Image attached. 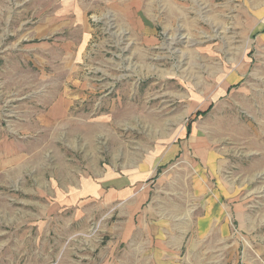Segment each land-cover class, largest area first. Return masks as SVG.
<instances>
[{
	"label": "rangeland",
	"instance_id": "rangeland-1",
	"mask_svg": "<svg viewBox=\"0 0 264 264\" xmlns=\"http://www.w3.org/2000/svg\"><path fill=\"white\" fill-rule=\"evenodd\" d=\"M0 264H264V0H0Z\"/></svg>",
	"mask_w": 264,
	"mask_h": 264
},
{
	"label": "crops",
	"instance_id": "crops-1",
	"mask_svg": "<svg viewBox=\"0 0 264 264\" xmlns=\"http://www.w3.org/2000/svg\"><path fill=\"white\" fill-rule=\"evenodd\" d=\"M69 16L70 15L67 11L54 13V14L47 17V20L44 22V25H42V28L40 26V28H35V30L40 32V33L41 32H51V33L64 32L65 30L70 29V28H78V26L84 24L83 22H85L83 20L84 17L77 12L75 15L76 16L75 21H72V24H69L67 22H62V20L65 21L67 19V17H69ZM82 28H85V27L83 26ZM63 100H65V99H63ZM62 105H63L62 101H59V100L55 101V106H54L53 110L50 111L49 114H51L54 117H56L58 115L61 116V113L65 111V109L63 111L61 110Z\"/></svg>",
	"mask_w": 264,
	"mask_h": 264
}]
</instances>
